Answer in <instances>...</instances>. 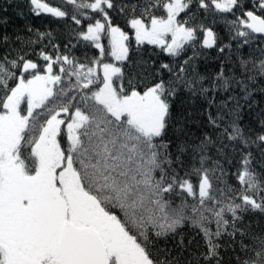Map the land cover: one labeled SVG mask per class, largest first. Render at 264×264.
<instances>
[{"label": "snow or ice", "instance_id": "obj_1", "mask_svg": "<svg viewBox=\"0 0 264 264\" xmlns=\"http://www.w3.org/2000/svg\"><path fill=\"white\" fill-rule=\"evenodd\" d=\"M28 3L76 25L92 10L78 37L98 53L0 57V264H264V0ZM212 6L239 40L215 74L195 53L151 71L130 55L149 44L179 57L198 32L213 48L192 23Z\"/></svg>", "mask_w": 264, "mask_h": 264}, {"label": "trees", "instance_id": "obj_2", "mask_svg": "<svg viewBox=\"0 0 264 264\" xmlns=\"http://www.w3.org/2000/svg\"><path fill=\"white\" fill-rule=\"evenodd\" d=\"M42 2L49 3L50 6L54 7L64 4V0H42ZM86 2H91V0H86ZM116 2L121 3L125 2V0H116ZM30 7L28 0H0V9H2L0 10V18H4L8 21L6 25L0 26V32L9 37L7 44L0 41V57L7 56L8 59L11 60L17 56L23 55L43 65L44 61L40 57L42 51L53 56L57 54H69L81 59H83L85 51H87L89 57L98 53L97 49L89 45L88 42L80 40L78 37L79 31L86 28L88 22L87 17L94 15L92 10H81L84 12V16H78V18L82 20V23L76 25L74 21L67 17L57 18L50 13L43 12L37 15L35 11L30 10ZM67 8L71 10L72 6L67 5ZM208 13H212L211 16H209L212 22L206 21L202 16ZM109 14L112 16L114 24H118L131 34V30L126 27L124 14H118L111 10ZM218 14L219 11L212 6L209 10L199 11L200 16L197 15L196 20L192 21L195 25L203 24L205 28H211L213 30L217 38L216 46L213 48L202 46L203 34L198 32V44L196 47L191 48L186 46L187 51L179 57H172L159 47L149 44L139 46L138 52L130 53V55L137 60L143 59L149 61L151 66L148 70L151 71L152 68H158L161 63H168L176 67L178 64L182 63L183 60L188 59V57H193L195 53L194 60L190 61V63L194 64L196 71L202 75L215 74L219 71L222 64L236 59V49L239 43V40L233 39V29L218 25V18L216 17ZM237 15H239V13H237ZM28 29L32 30L31 34L28 33ZM39 33H50L51 35L49 38L41 39L39 43L28 44L27 41L29 39L35 42L36 36ZM17 35L20 37L19 41L16 40ZM49 39L51 43H49ZM102 42L106 43V40ZM256 43H259V41L257 40ZM54 44L59 45V48H54ZM228 45H230L231 48L225 47ZM131 46L136 47L134 39L131 41ZM220 47H225L223 53L219 52ZM248 50L249 46H245L240 49V52L246 55ZM234 173L235 169H230L227 179L229 183H235L238 186ZM189 200H191V197H189ZM183 234L186 244L189 239H193L194 237L193 243L190 245L192 251L198 250V244L202 246L203 241L199 235L187 226L183 229ZM171 243L172 242L169 241V244ZM184 255L188 256V252H185Z\"/></svg>", "mask_w": 264, "mask_h": 264}, {"label": "flooded vegetation", "instance_id": "obj_3", "mask_svg": "<svg viewBox=\"0 0 264 264\" xmlns=\"http://www.w3.org/2000/svg\"><path fill=\"white\" fill-rule=\"evenodd\" d=\"M255 3H256V0H250V3H249V0H245L246 8L255 7ZM256 12H257V14H259V9L258 8L256 9ZM211 14H209V13L208 14H203L202 16H203V18L206 21H211V17L209 18V16H211ZM197 15L200 16L199 15V12H197ZM216 15H217V13H216ZM216 17L218 18V25L219 26H222V27L227 26L230 29L229 24H228V21H231L233 19V17H232L231 14H228V13H220L219 12L218 16H216ZM233 33H234V29H233Z\"/></svg>", "mask_w": 264, "mask_h": 264}, {"label": "rangeland", "instance_id": "obj_4", "mask_svg": "<svg viewBox=\"0 0 264 264\" xmlns=\"http://www.w3.org/2000/svg\"><path fill=\"white\" fill-rule=\"evenodd\" d=\"M181 15H183V14H181Z\"/></svg>", "mask_w": 264, "mask_h": 264}]
</instances>
